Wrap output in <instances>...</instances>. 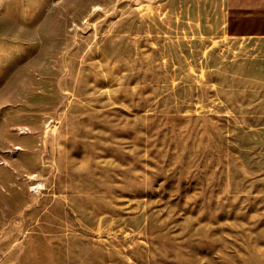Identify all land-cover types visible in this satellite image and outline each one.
Instances as JSON below:
<instances>
[{"label": "rangeland", "instance_id": "374dc122", "mask_svg": "<svg viewBox=\"0 0 264 264\" xmlns=\"http://www.w3.org/2000/svg\"><path fill=\"white\" fill-rule=\"evenodd\" d=\"M0 264H264V0H0Z\"/></svg>", "mask_w": 264, "mask_h": 264}]
</instances>
